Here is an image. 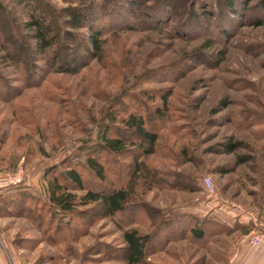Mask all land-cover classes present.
<instances>
[{
  "label": "rangeland",
  "instance_id": "obj_1",
  "mask_svg": "<svg viewBox=\"0 0 264 264\" xmlns=\"http://www.w3.org/2000/svg\"><path fill=\"white\" fill-rule=\"evenodd\" d=\"M3 1L0 193L27 188L37 196L34 210L30 203L0 201V264H126L120 223L149 232L161 216L180 212L236 231L205 241L190 236L172 241L149 264H229L242 238L237 232L241 215H264V0H236L235 16L226 0H139L134 5L129 2L136 0H118L114 10L106 7L114 16L106 12L98 23L105 26L101 60L75 73L55 71L46 58L20 47L18 35L29 12L21 13L15 0ZM30 1L41 11L51 10L62 29L87 36V28L76 30L64 22L65 9L84 6L86 0ZM197 2L216 13L207 27L200 15L189 18ZM163 96L169 108L163 109L167 117L155 122L156 151L139 159L143 166L130 207L118 220L95 208L55 229L59 224L49 222V214L36 216L45 199V172L53 175L74 165L87 187L99 189L82 163L109 114L149 113ZM130 137L137 146L150 147ZM231 137L242 147L224 153L222 143ZM242 158L247 160L239 164ZM131 163L132 156L120 157L123 180ZM120 168L109 166L105 182L110 184ZM21 171V184H11ZM205 177L212 179L214 192L206 189Z\"/></svg>",
  "mask_w": 264,
  "mask_h": 264
},
{
  "label": "trees",
  "instance_id": "obj_2",
  "mask_svg": "<svg viewBox=\"0 0 264 264\" xmlns=\"http://www.w3.org/2000/svg\"><path fill=\"white\" fill-rule=\"evenodd\" d=\"M15 2L21 8V13L25 10L29 12L28 19L22 23L23 34L18 35L21 41L19 46L34 53L35 58L42 60L46 58L53 70L65 73H75L93 59L101 60L105 26H99L98 23L106 18V12L114 16L113 11L108 12L107 6H113L111 8L114 10L119 5L118 0H86L84 6L66 8L65 24L76 30L87 28L88 33L85 37L75 30L62 29L53 20L51 10L41 11L30 0H15ZM138 2L140 1L129 3L134 5ZM225 3L227 9L234 12V16L239 14L236 0H226ZM198 5V2L192 5L190 17L187 16L191 19L200 15L199 22L207 27L216 17V13L207 8H198ZM52 11L53 16L57 18L58 12L55 9ZM5 13H7V5L0 0V18ZM50 51L54 52L47 58L46 55ZM12 55L11 52H6L7 57L12 58ZM157 105L149 113L130 111L121 114L116 111L109 114L110 121L99 129L95 146L87 151L86 159L82 163L83 170L97 180L99 189L87 187L83 172L74 165L53 175H49L50 171L45 172L44 178L46 176L47 179L45 199L42 205L39 204L36 216L44 218L45 214H49V222L54 221L59 224L55 229L61 228L62 225L70 226L72 215L95 208H101L105 216L118 220L119 214H124L130 207L134 194L133 184L143 166L139 159L147 158L156 151L160 134L155 122L167 117L163 110L169 108L167 97L163 96L161 103ZM131 134L144 139L150 147L137 146L136 142L130 139ZM242 144L241 141L231 137L222 143V149L224 153L230 154L242 147ZM128 155L133 157V163L127 165L131 169L129 178L123 180L120 157ZM188 160L193 159L189 157ZM246 160L242 158L238 163H244ZM112 165L120 169L117 176L112 177L111 183L108 184L105 181L109 180L108 168ZM68 184L74 185L76 190H72ZM15 190L16 192L10 195L0 193V201L9 204L15 201L22 204L30 203V209L34 210L36 205L34 199L37 195H31L27 188ZM120 227L123 229L124 242L121 256L126 264H149V258L172 241L186 239L189 236L196 241H205L215 234L232 232L227 225L210 219L199 221L193 214L182 212L167 217L161 216L155 229L149 232L134 227L125 229L121 223Z\"/></svg>",
  "mask_w": 264,
  "mask_h": 264
},
{
  "label": "crops",
  "instance_id": "obj_3",
  "mask_svg": "<svg viewBox=\"0 0 264 264\" xmlns=\"http://www.w3.org/2000/svg\"><path fill=\"white\" fill-rule=\"evenodd\" d=\"M263 221L264 215L258 216L253 213L241 215L237 232L242 233V238L233 248L229 264H264V245H252L247 240L251 233L261 228Z\"/></svg>",
  "mask_w": 264,
  "mask_h": 264
},
{
  "label": "built area",
  "instance_id": "obj_4",
  "mask_svg": "<svg viewBox=\"0 0 264 264\" xmlns=\"http://www.w3.org/2000/svg\"><path fill=\"white\" fill-rule=\"evenodd\" d=\"M24 179V172H18L17 176L10 178L9 182L14 185L21 184ZM203 184L209 192H214V184L211 178L205 177ZM249 243L252 245H264V221L259 231L249 239Z\"/></svg>",
  "mask_w": 264,
  "mask_h": 264
}]
</instances>
